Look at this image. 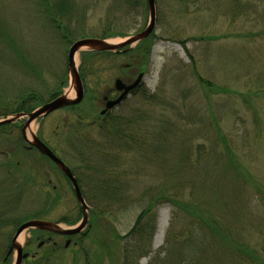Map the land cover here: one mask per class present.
Masks as SVG:
<instances>
[{"label":"rangeland","instance_id":"1","mask_svg":"<svg viewBox=\"0 0 264 264\" xmlns=\"http://www.w3.org/2000/svg\"><path fill=\"white\" fill-rule=\"evenodd\" d=\"M113 6L114 0H98L85 25L76 27L75 22L69 21L59 10L56 17L57 23H61L49 22L40 0H0V121L22 114L13 112L17 108L16 98L20 96L21 100L29 92L38 93L45 103L51 101L53 92L50 90L62 83L63 78L61 95L70 100L76 98L75 82L68 67V52L74 42L100 38L107 30L124 32L125 35L106 39L122 42L148 26L150 13L136 16L122 13ZM155 6L153 33L156 42L151 48L150 65L142 73L141 85L113 111L114 114H128L146 110L140 124L146 129L143 135L147 143L163 133L164 125L173 123L176 130L174 135L164 133L166 136H160V141L154 143H160V147L163 144L165 155L158 157L153 151L154 145L151 150L144 151L146 155H141L136 147L131 153L133 162L125 158L126 163L117 171L120 170L123 181L131 184L133 201L142 196L145 199L153 197L157 194L153 191L155 188L161 190L160 193L166 191V182L171 186L181 183L180 194L187 198L191 187L186 183L198 181L200 185L202 176L197 163L194 169H190L178 156L191 149L192 158L197 160V148L201 145L206 154L201 165L209 168V182L198 189L201 201L210 205L207 207L219 220L239 228L242 239L250 245L264 247V0H155ZM65 27L71 32L70 38L65 35ZM76 34H92L93 37H74ZM70 41L73 42L69 45ZM139 44L122 51L132 50ZM84 51L87 50L79 51L75 57L78 71ZM116 66L102 62L104 78L94 85L92 92L86 93L84 89V98L75 105L76 108L56 110L28 126V116L25 115L10 122H15L16 127L4 132L0 130V154L10 153L14 161L26 162V172L18 170L17 173L32 179L31 193L25 201L27 212L48 210L52 222L67 215H79L80 203L67 180L46 159L38 158L40 153L36 152V156L23 154L20 146L29 148L34 136L39 137L42 133L62 159L82 174L89 172L85 164L80 165L74 160L71 141L87 130L92 135L97 133L92 131L94 128L90 124L105 109L106 99H116L120 94L115 89V82L120 79ZM130 75L125 82L138 78L133 71ZM198 76L214 85L207 87ZM150 95L153 99L148 98ZM44 104L35 105L34 110ZM80 120L84 123L80 124ZM218 129L233 146L238 160L248 169L250 176L246 179L229 169L226 158L214 157L215 151L224 148L221 140L217 141ZM2 154L0 162L3 161ZM173 167L179 172V179L170 177L168 172ZM26 169L33 173H27ZM1 177L2 173L0 180ZM86 181L84 185L88 186ZM85 193L88 198L94 194L89 187H85ZM86 203L89 211L88 224L82 231L84 251L82 246L75 244V240L82 237L80 235L65 247L67 238L52 234L51 241L40 246L48 233H41V239L33 240L37 235L34 230H29L19 242L24 253L28 254L23 264H121L123 242L117 235L129 233L141 212L140 207L117 213L118 204L113 203L111 213L105 216L100 212L101 205L89 200ZM23 208H20L21 215L24 214ZM170 215V203L161 201L157 207L154 250L164 242ZM82 217L83 213L72 226L59 224L72 228L81 222ZM96 241L105 244L102 257L97 246L93 245ZM54 242L58 252L44 259ZM86 251L90 253V259H86ZM35 255L37 260L34 262L31 256ZM150 258V255L141 258L139 264H148ZM15 260L16 252H13L11 264Z\"/></svg>","mask_w":264,"mask_h":264},{"label":"trees","instance_id":"2","mask_svg":"<svg viewBox=\"0 0 264 264\" xmlns=\"http://www.w3.org/2000/svg\"><path fill=\"white\" fill-rule=\"evenodd\" d=\"M97 1L98 0H40V4L49 22L57 23L56 12L59 10V13L61 12V14L67 15L69 21L72 19L76 27H80L85 25ZM113 7L122 13H133L136 16L149 13L148 0H114ZM77 17L79 18L78 20H76ZM74 19L76 21H74ZM65 28V35L70 38L71 32L67 27ZM76 30L78 29L76 28L75 31ZM117 35L125 34L124 32H110L107 30L100 39H107ZM77 36L93 37L92 34H76L74 37ZM6 40L4 39V41ZM72 42L70 41L69 45ZM155 42V34L152 33L150 37L141 40L139 42L140 44L132 50L127 49L119 52L87 50L82 52L79 74L85 92H92L94 85L104 78V69L102 67V62L104 61L106 63L110 62V64L118 65L116 66L118 70L117 75L120 79L122 78L124 82L131 78L130 72L132 71L138 76L145 72L150 65L151 48ZM20 54L21 51L18 55ZM108 69L110 68L108 67ZM198 78L199 81L207 87L214 85L211 81H207L201 76H198ZM64 82L65 78L62 79V83ZM62 83L59 82L57 86H54L53 89L50 90V92H53V94H51V101L62 94V87L64 85ZM217 88L219 89L220 87ZM105 97L104 100L106 99ZM148 98L153 99V96L150 95ZM16 102L17 108L13 112L26 113L33 111L35 105L44 104L46 101H44L42 96L38 93L29 92L23 95L21 100L20 96L17 97ZM76 107L77 106H70L69 108ZM145 111L146 110H138L128 114H114L112 110L107 111L105 114L101 113L99 118L90 124L91 128H94L92 131H97V137H95V133L92 135L89 130L86 132V129L83 127L86 133H83L79 138H72L73 140L70 146L74 150L73 158L74 160L76 159V162L80 165L85 164L84 167L89 171H85V174L84 172L83 174L80 173L76 168L62 159L58 151L46 141L42 133L39 135V138L70 168L79 184L85 201L89 200L93 204L95 203L98 206L101 205L100 212H102L103 215L107 216L111 213L110 206H112L113 203L118 204L119 209L117 213L133 211L135 208L140 207L141 212L129 233L124 236L117 235V238H121L123 242L121 264H139L141 258L148 257L149 255L151 258L148 264H264V247L257 248L250 245L246 239H242L239 228L236 229L233 225L219 220V218L207 207L210 205L207 204L206 201H201L198 189L202 188L206 182H209V168L202 167L201 165L202 160H204L203 157L206 155L203 153L201 145L197 148V151H199V158L197 160L192 158L191 149L185 150L178 156L179 159L182 158V162L188 165V168L191 167L190 169H194L197 163L201 172L200 176H202L199 181L202 183L200 185H198V181L185 182L191 187L188 190L187 198L182 197L180 194L181 187L179 186L181 183H174L175 185L171 186L165 181L168 187L166 191L164 190L160 193L158 191L161 190L155 188L153 191L155 193L157 191V194H154L153 197L145 199L144 196H142V198L137 201L131 200V184L121 179L120 170L117 171V168L121 167L123 163H126V159H128L129 162L131 159V162H133L131 153L136 147L140 150L139 153L141 155H146L144 151L151 150V147L154 145L155 149H153V151H155L158 157H162V155H165L163 144H161L160 147V143H154L160 141V136L165 137L166 134L164 133L174 135L173 133H175L176 130L173 123L164 125L165 128L163 127L164 130H162L163 133L160 134L159 137H153L151 143H147L143 135V131L145 130L146 132V129L140 124L142 120L140 118L142 116L145 117L144 115L147 114ZM83 123L84 122L80 120V124ZM13 126H17L15 122L4 123L0 125V130L4 132ZM217 132V141L219 142V140H221L220 143L224 145V148L220 152L214 150V157L216 159H220L219 156H223L224 159L226 158L229 169L234 171L239 177L246 179L250 176L248 169L238 160L233 146L222 131L218 129ZM147 133L150 134L149 130ZM21 138L22 141H24L23 137ZM20 148L23 154L30 153L36 156V152L40 153L32 145L29 148L22 146H20ZM2 155L3 161L0 162V173H2L0 180V264H11L9 249L13 233L18 227L29 220H51L48 218L50 215L48 210L38 212H27L25 210L27 205L25 201L28 198V194L30 195L31 193L29 191L32 188L30 184V180L32 179L30 177L28 178L27 175L22 177L17 172L18 170L24 173L26 172L24 170L26 168V162H22L21 160L20 162L18 160L14 161L12 159L13 155L10 153L4 152ZM37 155H39L38 158L41 160L42 158L46 159V161L55 166V169L67 180L73 190L70 181L56 165L41 153ZM193 163L195 164L194 166H192ZM173 169L174 167L170 168L169 172H167L171 178L173 176L178 178L179 172ZM26 170L29 174L33 173L29 172L28 169ZM85 179H87V181ZM85 181L88 183V186L84 185ZM85 187H89L94 193L91 198H88L85 193ZM50 193H52V191ZM163 200H167L170 203L171 215L164 242L159 249L154 250L152 248V242L157 228V207ZM21 206L24 207L23 215L20 214ZM79 206V215L74 217L67 215L59 218L55 223H65L70 226L75 225L83 213L80 204ZM91 214L95 215L92 212ZM93 221L94 218L92 219V222ZM33 233L37 235L33 237V240L38 238L41 239L43 237L41 233H48L49 236L47 239L41 241L43 245L51 241L52 238L50 235L53 234L40 230H34ZM79 235L82 237L75 240V244L82 246L84 251V234H82V232L73 236H63L67 238L65 247L69 246L72 239ZM68 242L69 244L67 245ZM93 245L97 246L96 249L101 253L100 255L102 257L106 251L103 247L105 244L101 241H96ZM28 246H30V244ZM58 250L57 243L54 242L51 250L48 249V252H46L44 259L49 258V256L55 254ZM85 255L86 259H90V253L88 251L85 252ZM31 260L35 262L37 256H31Z\"/></svg>","mask_w":264,"mask_h":264},{"label":"water","instance_id":"3","mask_svg":"<svg viewBox=\"0 0 264 264\" xmlns=\"http://www.w3.org/2000/svg\"><path fill=\"white\" fill-rule=\"evenodd\" d=\"M148 7L150 13V22L145 30L139 32L133 36H130L126 40L112 44L109 40L100 39V38H84L74 42L68 52V67L72 74V77L76 86V98L74 100H70L64 95H60L52 101H49L37 108L33 112L26 114H17L16 117L12 119H6L0 121V125L4 123L13 122L16 119L21 118L22 116L27 115L28 120L26 122V126L30 125L31 122L37 120L40 117H45L48 114L70 106L78 105L84 98V88L82 79L80 77L75 57L77 53L81 50H100V51H112L118 52L126 47H130L133 44L139 43L141 40H144L151 36L154 31L156 24V6L155 0H148ZM143 81V74H140L138 78L131 84H126L121 79H117L115 82V89L118 92H121L120 96L113 100H107L105 104V109L102 111V114H105L107 111H111L121 105L137 88L141 85ZM23 135L25 137V129H23ZM26 138V137H25ZM33 147H35L42 155L47 157L50 161H52L56 166L59 167L61 172L67 177L70 181L73 192L79 201L82 211L83 217L79 224L72 228H64L59 223L46 221V220H29L21 224L16 230L9 249V255H12L13 252H16V260L14 264H22L23 260L28 257L27 253H24V247L19 244L20 237L29 230H40L45 232H50L58 235L64 236H73L80 232H82L88 224V211L89 206L86 203L84 196L82 195L79 184L73 175L70 168L38 137L34 136V142L31 143ZM43 243L40 244V246ZM69 242L67 243V245Z\"/></svg>","mask_w":264,"mask_h":264},{"label":"bare ground","instance_id":"4","mask_svg":"<svg viewBox=\"0 0 264 264\" xmlns=\"http://www.w3.org/2000/svg\"><path fill=\"white\" fill-rule=\"evenodd\" d=\"M121 41H117V40H110V43L115 44V43H120ZM23 240V236L20 237L19 242L21 243V241Z\"/></svg>","mask_w":264,"mask_h":264},{"label":"flooded vegetation","instance_id":"5","mask_svg":"<svg viewBox=\"0 0 264 264\" xmlns=\"http://www.w3.org/2000/svg\"><path fill=\"white\" fill-rule=\"evenodd\" d=\"M120 94H121V93H120ZM120 94H119V95H120Z\"/></svg>","mask_w":264,"mask_h":264}]
</instances>
